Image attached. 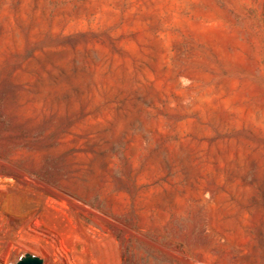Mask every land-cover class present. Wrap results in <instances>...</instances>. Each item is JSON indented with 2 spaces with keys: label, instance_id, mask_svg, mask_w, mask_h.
Instances as JSON below:
<instances>
[{
  "label": "rangeland",
  "instance_id": "374dc122",
  "mask_svg": "<svg viewBox=\"0 0 264 264\" xmlns=\"http://www.w3.org/2000/svg\"><path fill=\"white\" fill-rule=\"evenodd\" d=\"M264 264V0H0V264Z\"/></svg>",
  "mask_w": 264,
  "mask_h": 264
},
{
  "label": "water",
  "instance_id": "95a60500",
  "mask_svg": "<svg viewBox=\"0 0 264 264\" xmlns=\"http://www.w3.org/2000/svg\"><path fill=\"white\" fill-rule=\"evenodd\" d=\"M10 264H42V259L31 253L22 254L14 263Z\"/></svg>",
  "mask_w": 264,
  "mask_h": 264
}]
</instances>
